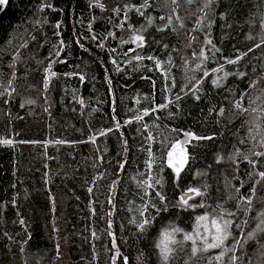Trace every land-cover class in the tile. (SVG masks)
I'll return each instance as SVG.
<instances>
[{
    "label": "trees",
    "instance_id": "trees-1",
    "mask_svg": "<svg viewBox=\"0 0 264 264\" xmlns=\"http://www.w3.org/2000/svg\"><path fill=\"white\" fill-rule=\"evenodd\" d=\"M183 131L214 138L187 145L177 188L167 152ZM3 140L0 264H113L116 249L115 264H160L161 229L191 232L217 205L243 228L233 229L245 241L237 264H264V230L246 239L264 213V156L255 155L264 153V0H9L0 15ZM149 176L162 187L140 188ZM205 185L190 203L207 209L172 207L182 190ZM253 185L251 210L237 208ZM157 191L171 211L140 235L130 221L153 202L156 216ZM190 251L185 242L170 264H191Z\"/></svg>",
    "mask_w": 264,
    "mask_h": 264
},
{
    "label": "snow or ice",
    "instance_id": "snow-or-ice-1",
    "mask_svg": "<svg viewBox=\"0 0 264 264\" xmlns=\"http://www.w3.org/2000/svg\"><path fill=\"white\" fill-rule=\"evenodd\" d=\"M9 3V0H0V11L4 9V7ZM50 6V5H47ZM143 15V13H141ZM127 19V17L125 18ZM161 19H164L161 17ZM171 17L168 18V25L171 24ZM148 23H151V20L148 21ZM168 25H165V27H168ZM131 26V25H130ZM160 31H163V29H158ZM143 31V29H141ZM93 39H96V37H93ZM144 37L142 35H138L136 37V43L139 44L142 43ZM158 43V41H157ZM208 43H211V41H208ZM82 47V45H80ZM103 47V45H100ZM167 47V45H165ZM218 51V49L216 50ZM59 55V52L56 53ZM200 57H204V59H207L208 57L205 56L204 50H201L199 53ZM137 59H141V57H137ZM151 59V57H149ZM240 57L237 56L235 60L228 59V64H234L239 61ZM203 62V61H202ZM113 63H116L115 60H113ZM157 67L160 66V62H156ZM51 68V65L49 66ZM218 71V70H213ZM219 71H222V68L219 69ZM51 75H55V73H51ZM209 75L208 72L204 73V76L207 77ZM225 76L229 75V73H225ZM239 75L243 76L244 73H240ZM224 77L217 76L215 80H213V84L217 87L219 86L220 81ZM83 79V77H81ZM109 83L111 81L109 80ZM179 99V97H177ZM197 99H199V96H197ZM31 103V101H29ZM159 107H166V105H162ZM236 107H240V104L237 103ZM152 111H156V109H153ZM223 111V109H221ZM255 111V109H254ZM147 112H145V115ZM137 120L141 119V117L137 116ZM125 123H130V121H125ZM120 125L117 124V128H119ZM111 131V129H109ZM104 133H102L103 135ZM190 138L195 140H203L208 139L211 140L214 137L208 136V137H200L195 136L192 133H185L184 139L181 141H178L175 144L171 145V149L167 152V167L172 170V173L174 174V185L175 187L179 188V179L181 177L182 172L185 170L186 166L189 162V157L183 149L181 152H177V149L180 147V145H187L190 143ZM94 139V138H93ZM0 143L9 144L11 141L9 140H3L0 141ZM256 156H264V153L257 152L255 153ZM247 159V157H246ZM154 160V157L150 156V161ZM253 165V167H256V162L249 161ZM152 164L151 162L148 164L149 170H151ZM120 168H124V164H120ZM161 172L163 171V168L161 167ZM259 176L261 180H264V171L259 172ZM145 183H147L148 188H157L162 187L163 185V178L155 179L152 176H149L148 182H141L139 184L140 188L145 187ZM257 183H260L258 181ZM207 185L204 186V190L202 191L199 188L195 187H189L186 191H181L180 198L176 202L175 205L172 207H179L182 210H187L189 208H208L209 206L206 205L203 202V199L201 200L200 204H193L190 203L191 200L195 199V197H201L203 198L206 194ZM91 191V189H89ZM237 193L240 191L239 188L235 190ZM256 192V185H253L252 189V195L249 197H243V196H237L235 199L241 201L237 205V208H243L245 204L247 205V209L250 211L252 206V198L255 195ZM147 194V193H146ZM160 203L161 207L156 208V216H151L150 213H148L147 209L148 207H155V202H153L152 205H145L142 209L139 211V218L131 220L130 223H133L136 225L138 229V234L143 235L148 231L149 228H151L155 222V220L165 212L171 211L169 208L167 198L165 195H163L160 191H157L156 193ZM236 215L235 212H229L226 209H224L223 205H217L215 208H211V210H206L203 215H199L195 217V222L193 224V230L191 232H187L184 229L176 226L174 223H169L165 225L161 231L159 232L158 238L155 242V248L157 250V254L160 260V264H170V261L174 258L177 250H183L185 242H191V251L189 255V259L191 260V264H199L200 260L203 259V254L208 252L210 249H220L219 255L211 256L209 257L210 264H237L239 257L235 254L237 246L243 247L245 241L233 236V229H239L241 232H243V228L241 227V224H234V221L232 217ZM21 223H24L23 220L20 221ZM246 223V221H245ZM111 226V224H109ZM264 230V213L261 214V223L257 225V228L253 232H249L246 235L247 240H251L256 232ZM177 233H182L183 238L182 240H177L176 235ZM95 235V234H93ZM109 235H112V233H109ZM231 239V243L229 242ZM26 243V241H25ZM113 249H116L115 239H113L112 244ZM57 249H59V245H57ZM23 251V248L21 249ZM117 255H113L111 257L113 264H115V261L117 260V256L119 255V250L116 249ZM195 259H192V258ZM139 259H143V256L139 257ZM124 264H128V257H123ZM185 264H188L186 261Z\"/></svg>",
    "mask_w": 264,
    "mask_h": 264
},
{
    "label": "water",
    "instance_id": "water-1",
    "mask_svg": "<svg viewBox=\"0 0 264 264\" xmlns=\"http://www.w3.org/2000/svg\"><path fill=\"white\" fill-rule=\"evenodd\" d=\"M6 6H7V5H6ZM6 6L4 7V9H3L2 11H0V15H1V13L5 10ZM49 80H50V75L48 76V81H49ZM185 133H190V132H188V131H183L182 134H181V137H180V139H179L178 141H181V140L184 139V134H185ZM192 140H194V139H191V138H190V141H192ZM185 146H186V145H180V147L177 149V152H178V153L181 152L182 149L185 151Z\"/></svg>",
    "mask_w": 264,
    "mask_h": 264
},
{
    "label": "flooded vegetation",
    "instance_id": "flooded-vegetation-1",
    "mask_svg": "<svg viewBox=\"0 0 264 264\" xmlns=\"http://www.w3.org/2000/svg\"><path fill=\"white\" fill-rule=\"evenodd\" d=\"M187 145H188V144H187ZM187 145L185 146V151H186Z\"/></svg>",
    "mask_w": 264,
    "mask_h": 264
}]
</instances>
